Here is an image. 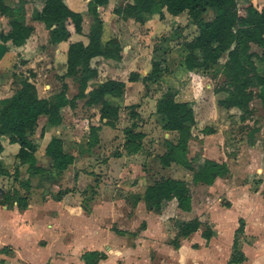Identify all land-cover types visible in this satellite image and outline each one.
Returning a JSON list of instances; mask_svg holds the SVG:
<instances>
[{
    "label": "trees",
    "instance_id": "16d2710c",
    "mask_svg": "<svg viewBox=\"0 0 264 264\" xmlns=\"http://www.w3.org/2000/svg\"><path fill=\"white\" fill-rule=\"evenodd\" d=\"M108 0H89L88 12L92 16V23L88 32V43L81 41L70 43L67 50L66 72L64 76L74 77L78 84V92L69 99L66 96V85L62 90L49 98H40L36 87L30 80L34 74L29 71L27 76L18 73L19 86L14 93L0 101V140L7 139L10 144L19 146L16 153V166L14 173H10L0 158V178L14 174L18 180L19 166L26 164L30 176L42 175L45 170L36 165L35 152L38 143L30 138L34 132L38 119L45 117L46 122L58 126L63 121L62 109L74 108L76 100L84 99L87 106L99 105L100 120L105 124L114 126L121 117V107L113 105L106 97H120L124 92L125 83L115 79H107L99 86L93 87L90 80L98 75V68L94 64L96 58L121 59L122 45L115 31L106 40H102L103 20L99 16L97 7L103 6ZM163 9L173 16L187 12L189 25L195 26L197 34L189 41H184L185 56L182 61L187 71L196 68L205 71L213 70L212 77L223 75V82L214 91L224 92L225 97L218 100L219 107L224 109H237L239 119L244 121L251 112L250 102L258 98L264 108V73L259 72V65L264 67V6L258 7L251 0L239 3L238 0H132L125 5L115 6L113 16L116 22L131 18L142 22L144 14L158 13L163 18ZM208 12L211 19H206ZM0 16L8 18L9 29L4 32L0 28V40L10 41L15 46L23 45L31 36L34 28L25 21V10L21 6H9L0 0ZM33 20L42 22L49 32L50 43L66 41L71 34L82 32L83 17L80 12L71 10L63 0H44L40 11H35ZM123 30V29H122ZM252 46L260 48L254 51ZM223 59V61H222ZM165 59L160 56L151 58V70L144 76V82L156 81L162 77L167 69ZM162 64L164 66H162ZM217 67V69H215ZM215 69V70H214ZM18 75V76H17ZM137 73H130L129 80L135 81ZM253 89H259L256 93ZM176 92L169 88L163 92L156 101V112L160 117L161 127L165 131H175L177 140L168 142V149L159 159L164 167L172 163L180 165L190 171L191 179H178L165 177L155 179L147 185L142 196L136 195L135 201L142 200L149 211L160 213L166 205L175 200L177 207L182 211L191 209V184L198 183L211 185L217 177H224L229 173L225 162L190 158L187 155L191 130L196 123L194 110L189 102H178L174 99ZM134 106H131L133 108ZM131 118L138 114L132 109ZM136 122L123 129L126 149L136 152L142 145L144 134L135 131ZM96 127H91V132ZM212 133V129L207 130ZM63 141L59 137H52L45 148V155L51 160L52 167L57 171L67 168L73 161L72 157L63 151ZM3 147L0 143V152ZM23 192L19 189H0V205L16 204L18 209H26L31 190L30 179L19 182ZM56 198L61 197L58 194ZM202 225V236L209 240L215 231L209 222L203 223L195 218L180 223L176 227V234L172 244L176 247L182 244L191 233L197 231ZM243 220L239 219L233 241L237 247V236L242 233ZM5 248L1 249L2 253ZM238 250V249H237ZM8 254V253H7ZM84 264H97L105 259L106 254L100 251H85L82 254ZM244 255L231 257L232 262H241Z\"/></svg>",
    "mask_w": 264,
    "mask_h": 264
},
{
    "label": "crops",
    "instance_id": "0c3cea01",
    "mask_svg": "<svg viewBox=\"0 0 264 264\" xmlns=\"http://www.w3.org/2000/svg\"><path fill=\"white\" fill-rule=\"evenodd\" d=\"M3 1L6 5L9 6L18 5L23 7L24 10L28 9L29 11H31V13L27 12L25 14L26 15L25 21L27 24L33 26L34 30L31 36L21 46H15L10 41L3 42L0 40V101L4 98L10 97L14 93V91L18 88L19 76L17 75L18 77H16L15 75L18 73H22L24 76H27L29 71H31L34 74V76L30 78V80L33 81L36 87L38 97L49 98L50 96L60 92L62 90V85L65 84L66 96L67 98L72 99L78 92V84L74 77L64 76L66 72L67 50L70 43L78 42V41H81L85 45L88 43V32L90 25H88L87 27L86 22L88 20V15L90 14L87 8V2L89 0H63V2L68 6V8L81 13L83 17L82 32L73 33L66 41H62L59 43H50L49 32L48 29H46L45 25L40 21L32 19V15H33L32 13L34 11L41 10L44 4V0H3ZM251 1L253 2L254 5L259 4L264 6V0H251ZM128 2H132V0H108V2L105 5L97 7V10L99 12L100 10L104 11V15L103 17H101L104 22L102 40L106 41L110 37V36L106 37L104 34L106 22L110 17L112 18L110 21V23L112 24L111 27L108 28L109 33L110 31L113 33L114 31L112 30L119 31L117 35L120 38L119 40L122 45V52H121V59L119 60L120 62L117 60L104 59L101 57L96 58V60L101 62L106 61L108 66L110 64H113V62L114 63L116 62L120 65V67L116 68V70L117 69L119 70L123 67H128L130 73L133 72L138 74V78L135 81H129V82H127L125 79H120L115 77L107 78V79H115L118 81H122L125 83V87H124V92L120 97L107 96L106 98L113 105H119L120 107L123 106L124 111H126V109L129 110L132 109V111L138 114L136 118H131L130 114H128L129 119L132 120V122L137 123V127L135 128V131L139 132V130H137L139 126L138 121L142 118L145 119L143 125L145 127L149 126L147 129L151 128L155 133L156 132L158 133L160 131L161 126L159 127L158 125H150V123L152 122V120H154L155 117H158V120H160V117L156 112V101L157 98H159L160 96H157L155 101L151 100L150 103L148 104L147 102H144L146 103L144 104L141 101L140 102L138 101L137 103H127V101H130V99L133 98V95L129 94L128 89L131 86H136L137 88H139L140 85L141 86L143 85L144 88L146 87V84H148L149 81L144 82L143 78L144 76L148 75L151 70L150 67L151 57H149L148 55L149 62H148V66H146L145 69L140 68V66L143 65L144 62L143 58L145 54L149 51V47H147V43L150 42V40L156 36L155 34L157 29L163 30L164 26H167V24L171 23V21L176 20L177 23L183 22L181 17L184 14V12L177 16H173L167 13L165 9H163L164 16L161 19L158 13H151V14H144V18L142 22H137L131 18H128L125 21L116 22V18L112 15L113 14L112 11L114 7L118 6L119 4L125 5ZM165 21L166 23H164ZM0 28H2L4 32H6L9 29L7 17L0 16ZM32 38L35 40L33 41V43H35V46H37L36 50L35 49L33 50L32 46L30 45L31 43L29 41ZM163 45L165 46L166 43H163ZM45 46H48V48L44 49ZM166 52L168 53L169 50L164 49V53ZM183 54H184L183 56H185V52ZM19 56H21L24 60H27V62L21 63V61L19 60ZM32 57H34V59H32ZM43 57L49 58L50 60L48 61L47 59V61L44 62L42 61ZM163 58L165 59V57ZM5 59L8 60V63L7 65L3 66ZM40 60L42 62V65L44 63H47L46 68L49 69L52 72V74H56L59 76L61 80L60 88L57 89V86L55 85L58 83V80L55 79V76H54V80L51 81V83H48L47 79H43L47 77V75L44 74L43 76V73L38 72V70L36 69L37 62H40ZM258 67H259V72L263 74L264 67L262 65H259ZM25 68H27V70H25ZM184 70L188 72L189 76H193L194 77L193 79L204 78V75L199 74L200 70L202 72H206L204 69L201 68H196L190 71H187L184 68ZM99 73L100 72L98 71L97 77L90 80L89 84L91 86L93 87L99 86L103 81L107 80L102 78L99 79ZM130 73L128 75H130ZM175 92L176 94L174 99L176 101L189 102L191 104L195 113V120L197 123L198 117L200 116L197 117V110L195 103L199 101H190L187 99H183L182 96L177 94V91ZM258 102L260 103L259 105H257L258 113L260 112L264 113V108L261 104V101ZM81 103L83 110H88V111L91 110L92 114H90L88 118L85 117L81 118L80 121L78 117L76 122L77 121L81 122V125L88 130V135L84 139H82V141L77 139L75 136L74 137L71 136L72 134L64 138L63 137L64 133L62 132L63 124H64L63 121L58 126H52L46 122L45 117L43 116L40 117L38 119L37 126L34 132L30 135V138L34 139L38 143V149L35 152L36 162L38 161L37 156L39 153L45 154V148L48 142L50 141V139L52 137H59L63 141L62 147L64 153L68 154L73 159L72 163L68 165L67 168H65L64 170L62 171L56 170V172L59 174L58 176L59 178L63 175V172L67 174L74 173V175L75 174L78 175L77 182L79 183L80 180L84 178L83 177L84 174L90 177L92 175L96 177L97 176L96 174L101 175V177H99L98 179L97 177L94 179L93 186L95 188L97 184L101 186L105 181H108V178L111 179L114 177L117 178V180L115 181L116 187L122 186V184H124L125 181L129 182L128 187L132 186L133 188L132 194H134L133 199L135 201L136 195L142 196L145 188L144 190L142 189L143 191H137L135 189L136 185L139 186L135 182L138 178L141 179L142 177L141 173H144V170H143V164L139 163L138 164L139 169H138L136 166L137 163L135 164L134 161L141 158L142 155L146 152L143 150V147H140V149L136 152H131V153L129 152L130 154H127L128 156L127 165L121 164V166L111 167V162H113L111 161V159H116V161L119 160V162H123L124 156L126 155H123L121 150L116 151V154L114 153V156L108 153L102 158L101 161H99L100 163L98 162L99 164L97 162L91 163L94 160L93 152H91L92 148L99 146L101 147L102 145L103 146L107 145L110 148L112 147L116 148L120 143L124 144L125 138L123 139L122 132L118 130L119 127L117 125V121L115 122L114 126H109L105 124L106 121L105 119L100 120L99 105L87 106L84 104V99H78L76 100V106L74 108L65 107L62 109V112L70 111L71 118H75L73 117L75 116L74 113L82 110ZM252 103L253 101L250 102V109L252 108ZM78 104L80 105L79 107ZM201 105L206 107V105H209V103L202 102ZM210 105L214 107V111H212V109L208 110L209 113L208 116L205 115L204 118L201 117L200 119L202 122L204 120V122H206L208 126H211V129L213 128L212 130L213 132L209 133L211 138L215 135L220 134L221 136L218 142L222 141L223 143V138L231 137V136H224V131H225L224 128H227L226 126L230 122L231 114L232 112H234L233 110L235 108L229 110L222 108L220 111L218 110V107H215L213 103ZM131 106L134 107L131 108ZM205 110L207 111V109ZM225 111H228L227 113L229 114L228 117L225 115ZM221 117H224V119L219 121L218 119H220ZM40 119H43V124L41 125V127L40 125H38L40 123L39 122ZM226 120H227V124L225 122ZM258 120L259 121L256 122L255 124L257 128L255 130V134L257 131L259 132L261 130L262 131L264 130L261 126L263 122L262 120L264 119L259 118ZM91 127H96V128L91 132ZM161 131L164 132L165 137L168 136L170 133L176 134L175 131H165L162 129V127H161ZM140 132L144 134V131L141 130ZM171 142H175V141H171ZM0 143L3 147L2 152H0V154H3L4 156L2 160L5 163L8 171L11 173L12 171L10 169V166L11 163L14 162V159H16L15 156L16 153L18 152L17 149H19V146L16 143L10 144L7 141V139L4 138L0 140ZM244 148L245 150L251 152L257 151L258 154L260 155L258 158L259 162L257 163V165L247 164L248 166L246 167H251L250 170L254 169L253 170L255 171L253 173L255 175L254 178H257L255 180L260 185H262L264 182V177H262L264 173V146L259 147L258 143L253 144V141H251L250 143L246 144ZM6 153L9 158L8 161L5 160ZM47 158L49 157L47 156ZM83 158L87 160V163L84 165H82ZM210 160H214L217 162H225V163L227 162L226 165L227 167L229 166L228 167L229 175L231 176L232 170L230 171V169L232 165L227 161L226 157L225 158L222 157L220 161L216 159H210ZM87 164L88 166H85ZM94 164L97 165L94 166ZM105 165H107V168L105 167ZM50 166L51 168H53L51 165V160H50ZM23 169L27 171L26 164L19 166V174H22L21 172ZM128 175L130 176V178H132L131 180L127 178ZM226 176L230 177L228 176V174ZM226 176L217 177L211 185H206V184L204 185L212 187L214 184H217L218 181L224 179L229 181V178H226ZM244 176L245 175H243V177ZM184 179L189 180L191 179V176ZM198 184H202V183H198ZM68 191L70 192V190H67V192H65V194H63V196H61V198L57 200L58 204H60L59 201H61L62 199L65 198L66 195H68ZM89 192H91L90 194H93L92 187H90ZM261 202L263 203L264 199ZM68 204L71 205V203ZM137 204L138 205L140 204L139 206L141 207V214L150 216V214L152 213L153 214L162 213V212L156 213L147 210L142 200H139ZM80 205L84 206V209L83 211L80 212L78 216L79 220H77L76 222L85 223L88 228H86L87 229L86 231L80 232L79 229H77L75 226L68 227L69 229H71L70 231L74 233V238H75L73 242L74 256L72 257L71 255L70 256L64 255V257L61 259H63V263L65 264L70 262L69 261L70 259L71 261H73V264H84V261L82 260L81 257L82 254L85 251H94V250L106 254V258L99 260L97 264H264V213L261 211L259 213H255L254 218L251 217V215L247 214V220L244 224V234L242 236L248 239L249 242H243V240L242 241L240 240L241 243L238 247L239 250L244 255V260L241 262H232L231 257L233 252V241H234L236 229L239 226L237 217L229 220L230 226L227 228L225 227L224 224L225 221L217 220L218 223L214 228V231H216L217 236H212L209 240H206L202 236V231L200 229L198 231L191 233L186 239L183 240L180 246L176 247L171 242L176 232L167 229L168 227L164 222L162 223L159 222L160 223L159 226L155 225L157 221L152 215L153 217H150V221L152 223L151 225L148 224L146 218L144 221L145 223L144 227L141 228L138 227L137 231L135 230L134 233L130 234V243H129L130 245L128 246L127 244H125V238H126L125 236L127 233L116 230L114 228L111 230L102 229L96 222L97 221L96 217L99 213L95 210H92L90 205L89 206L84 205L82 201H80ZM14 208L17 210V211L15 210V212L18 215H20V218H23L21 219V222L18 223L19 227L20 225L21 227L20 228L18 227L19 228L17 233L18 235L16 237L15 242L2 241L0 243V246H3L1 248L7 247L8 249H10V253L8 251L9 255L0 252V258L4 260L5 264H8V261H10L12 264H32L30 262L31 260L27 259L24 256V249L26 247L25 243H29V245L35 246L34 250L38 253L40 249L48 248L49 253L46 254L47 256L46 255L44 256V264H57L58 262L56 261V258L58 257L56 252L53 253L54 248L49 251L50 244L40 245L38 241L42 239L41 235L36 236L32 232L33 227L35 229V227L38 226V224L44 222L45 214H43V212L39 214L38 212L35 215H33L34 213L30 212L27 208L22 210L21 213H19L16 206H14ZM71 209L72 208L70 207V209L67 211L70 212ZM229 213L231 212H229L228 209L227 210L225 209L222 217H224L225 214H229ZM51 218L52 217H46V220L49 221V220H54L56 218V220L54 221L55 222L54 226L50 227L51 229L49 228L45 230L47 233L52 235L53 238H56V235H58L61 232L59 229L62 227L61 221H60V217L59 218L55 217L53 219ZM26 221H30L29 224ZM40 237L41 239H39ZM220 239L223 241H221Z\"/></svg>",
    "mask_w": 264,
    "mask_h": 264
},
{
    "label": "rangeland",
    "instance_id": "374dc122",
    "mask_svg": "<svg viewBox=\"0 0 264 264\" xmlns=\"http://www.w3.org/2000/svg\"><path fill=\"white\" fill-rule=\"evenodd\" d=\"M246 1L247 0H238L239 3H244ZM119 5L123 6V4ZM257 6L260 7L262 5L258 4ZM27 12L31 13V11L25 9V14ZM99 15H102L100 17H103L104 11L100 10ZM211 17V12H208V14L205 16V18L208 20L211 19ZM111 19L112 18L109 17L104 29V34L106 37L110 36L108 28L111 27ZM181 19L183 20V22L177 23L176 20L171 21V23L167 24V26L169 27L164 26L163 30L157 29L155 34L156 36L147 43L149 51L145 54L143 58L144 62L142 61L143 65H141L140 68L145 69V67L148 66L149 57L152 58L153 56H155L156 58H160L161 56L165 57L164 65L167 67V69L163 71L162 77L160 79L156 81L149 80L145 88L143 85H140L139 88H137L136 86H131L128 90L129 94L133 95V98H131L130 101H127V103H137L138 101H141L142 103L147 102L148 104L151 100L155 101L157 96H160L169 88L177 91V94L182 96L183 99H187L190 101H199L196 102L195 105L197 110V117H200H198L196 125L192 128L187 155L190 158L195 157L199 159V163H201L204 159L210 158L220 161L222 157H226L227 161L232 165L230 169V171L232 170L231 176L228 173V176H230L231 178L226 176V178H229V181L225 179L218 181L217 184H214L215 186H212L213 188L204 184H191V209L188 212L182 211L177 207L176 201L172 200L161 211V214L152 213L150 214V216H148L141 214V207L139 206L140 204L138 205L137 202L133 199V188L132 186L128 187L129 182L125 181L122 186L116 187L115 181L117 180V178L113 177L111 179L108 178V181H105L101 186L97 184L94 188V179L96 177L98 179L99 177H101V175L96 174V177L94 175L90 177L84 174V178H82L79 183L77 182L78 175H74V173L67 174L63 172V175L59 178V174L54 168H51L50 166V158H47L45 154L39 153L37 156L38 161L36 162V165L42 168L44 167V174H42L41 176H30L29 173L25 171V169H23L21 172L22 174H19L18 176V180H14V174L0 178V189L11 190L13 188H16L19 189V191L23 192V189L21 188L19 182L22 180L30 179L32 185L28 197L27 209L30 212L34 213L33 215L38 212L39 214L41 212L45 214L44 222L38 224L35 229L33 227L32 232L36 236L41 235L42 239L40 237L39 239L41 240L38 241L40 245L50 244L49 251L54 248L53 253L56 252L58 257L56 258V261L58 262L57 264H65L63 263V259H61L64 257V255H71L72 257L74 256V233L70 231L71 229H69L68 227L75 226L77 229H79L80 232H84L87 230L86 228H88L85 223L76 222L77 220H79L78 216L80 212L84 209V206L80 205V201H82L86 206L90 205L92 210H95L99 213L98 215L95 213L97 215L96 222L102 229L111 230L114 228L116 230L127 233L126 236H124L126 237L125 244H127L128 246L130 245V234L134 233L135 230L137 231L138 227H144V221L146 218L148 224L151 225L152 223L150 221V217L153 216L157 221L155 225L159 226V222H164L168 227L167 229L176 232V227L178 224L190 221L195 218L199 219L203 223L209 222V224L214 229L218 223L217 220L225 221L224 224L227 228L230 226L229 220L232 218L237 217L238 224L239 219L243 220L245 224L247 220V214L251 215V217L254 218L255 213H259L260 211L264 213V202H261L264 199V182L263 184L261 183L262 185H260L255 180L257 178H254V169L250 170L251 167H246L251 164L257 165L260 155L257 151L251 152L245 150L244 148V146H246V144L250 143L251 141H253V144L258 143L259 147L264 146V130H261L259 132L257 131L255 134V130L257 129L255 126L256 122L259 121V118L264 119V113H258L257 105L260 104L258 102L260 101V99L254 98L252 100L253 103L251 112L246 116V119L243 122L239 119V110H233L234 112H232L231 114V120L228 124L227 120L225 121L227 124V128H224V136L231 137L223 138V143L222 141L218 142L221 136L220 134L215 135L211 138L209 132L207 131L208 129H211V126H208L206 122H204V120L202 122L200 118H204L205 115L208 116V110L212 109V111H214V107L210 105L212 103L215 105V107H218V110L221 111L222 108L218 106L217 102L219 99L225 97V93H217L214 91V89L223 82V75L219 74L216 77H212V74L214 73L213 70H209L206 72H202L200 70L199 74L204 75V78L193 79L194 77L189 76L188 72L184 70V66L182 67L181 64L184 59L183 53L185 52L183 43L184 41L191 40L197 34V29L195 26L193 27L192 25L188 24L189 21L186 11L182 15ZM86 23L87 27L92 23V16L90 14L88 15V20ZM164 23H166V21ZM112 31H115V34L119 33V31L117 30ZM33 41L35 40L32 38L29 42L31 43L30 45L32 46V49L36 50L37 46H35V43H33ZM163 43H166V45L164 46ZM47 48L48 46L44 47V49ZM164 49L169 50V52L164 53ZM252 49L257 52L260 51V48L256 46H252ZM32 59H34V57H32ZM47 59L48 61L50 60L49 58L43 57L42 61L46 62ZM19 60L21 61V63L27 62V60H24L21 56H19ZM102 62L98 60L94 62V64L98 67V71L100 72L99 79L115 77L125 79L127 82L130 81L128 75L130 72L128 67H123L119 70H116V68L120 67L118 63L113 62V64H110L108 66L106 61ZM7 63L8 60L5 59L3 66L7 65ZM46 64L47 63H44L42 65V62L40 60V62H37L36 69L38 70V72H42L43 76L44 74L47 75V77L43 79H47L48 83H51V81L54 80L55 76V79L58 80V83L55 85L57 86V89L60 88L61 80L59 76L56 74H52V72L46 68ZM164 65L162 64V66ZM215 69H217V67H215ZM25 70H27V68H25ZM253 91L257 93L259 89H253ZM202 102H207L209 103V105H206V107H204L201 105ZM79 106L80 105L78 104V107ZM81 109V111L74 113L75 116L73 117L75 118H71L70 111L62 112L64 119L62 132L64 133V138L72 134L71 136H75L77 139L82 141V139H84L88 135V130L81 125V122H76V120L78 117L79 121L81 120V118H88V116L92 113L91 110H83V107ZM121 109V119L117 121V125L119 127L118 130L122 132L124 139L125 134L123 132V128L131 125L132 120H130L128 116L130 110L126 109V111H124L123 106L121 107ZM205 109H207V111ZM227 113L228 111H225V115L228 117L229 114ZM222 119H224V117H221L218 120L221 121ZM144 120L145 119L141 118L138 121L139 126L137 130L144 131L145 137L142 141L143 145H141V147H143V150L146 153H144L141 158L135 160L134 163H137L136 166L138 169V164H143V170L145 174L141 173V179L138 178L136 180L135 183H137L139 186L136 185L135 189L137 191H143L144 188L147 187L146 185L151 184L155 179L159 178L172 177L184 179L190 177L192 173L184 167H181L180 165L172 163L170 166L164 167L160 163L159 157L167 151L168 142L177 140V133H170L165 137L164 132L161 131V122L160 120H158V117H155L154 120H152V122L150 123V125H158L160 127V131L158 133H155L151 128L147 129L149 126L145 127L143 125ZM262 121L263 122L261 126L264 129V120ZM39 122L40 123L38 125H40L41 127V125L43 124V119H40ZM119 150H121L123 155L126 156H124L123 162H119V160L116 161V159H111V161H113L111 162V167L121 166V164L127 165V154L130 153L123 143H120L116 148H110L107 145L92 148L91 152H93L94 160L90 162L98 163L108 153L114 156V153L116 154V151ZM3 157V154H0V158L2 159ZM5 157V160L8 161L9 158L7 153L5 154ZM82 161V165L87 163V160H85L84 158L82 159ZM16 162L17 160L14 159V162L11 163V173H14L13 168L14 166H16ZM96 165L97 164H94V166ZM85 166H88V164ZM105 167L107 168V165H105ZM243 175L245 176L243 177ZM262 177H264V173ZM127 178L130 180L132 179L129 175L127 176ZM226 184H228L229 186ZM90 187H92L93 189V194H90L91 192H89ZM67 190H70V192L68 191V195H66L64 199L59 201L60 204H58V199L56 198V196L58 194L60 195V197L63 196V194H65ZM68 203H71V205H69ZM14 206H16V204L11 205V207L10 205H0V243L2 241H16L18 229L21 227V225L19 227L18 223L21 222V219L23 218H20V215L15 212L16 209L14 208ZM70 207L72 209L69 212L67 210H69ZM225 209H228L231 213L225 214L224 217H222ZM18 212L21 213L22 209H18ZM68 212L71 214H69ZM46 217H52L51 219L60 217L62 227L59 228L61 232L56 235V238H53L52 235L46 232L47 229L54 226V221L56 220V218L54 220L47 221ZM26 222H28L29 224L30 221ZM203 228L204 225H202L198 230L201 229L202 231ZM243 234L244 227L242 233L237 236L238 245L235 248L233 246L232 256L235 254L237 257H239V255L242 254V252L238 248L242 240L243 242H249L248 239L242 236ZM214 236H217L216 231ZM25 246L24 256L27 259H30V262L32 264H44V256L49 253L48 248L40 249L38 253L34 250L35 246L29 245V243H25ZM1 247L3 246H0V252L1 249H3ZM4 251L6 252V254L8 253V251L10 253V249H8L7 247ZM69 261L70 262L66 264H73V261H71V259ZM0 264H5L4 260L1 258ZM8 264L12 263L8 261Z\"/></svg>",
    "mask_w": 264,
    "mask_h": 264
}]
</instances>
